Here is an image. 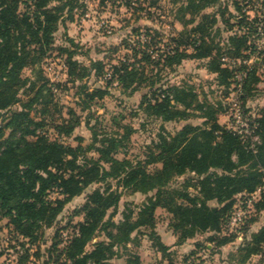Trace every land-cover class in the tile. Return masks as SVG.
I'll return each instance as SVG.
<instances>
[{"label":"clouds","instance_id":"clouds-1","mask_svg":"<svg viewBox=\"0 0 264 264\" xmlns=\"http://www.w3.org/2000/svg\"><path fill=\"white\" fill-rule=\"evenodd\" d=\"M0 14V264H264V0Z\"/></svg>","mask_w":264,"mask_h":264},{"label":"trees","instance_id":"trees-1","mask_svg":"<svg viewBox=\"0 0 264 264\" xmlns=\"http://www.w3.org/2000/svg\"><path fill=\"white\" fill-rule=\"evenodd\" d=\"M6 14H0V19H4ZM55 153V149H53V154Z\"/></svg>","mask_w":264,"mask_h":264}]
</instances>
